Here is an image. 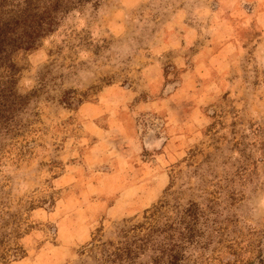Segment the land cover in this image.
<instances>
[{
    "label": "rangeland",
    "instance_id": "obj_1",
    "mask_svg": "<svg viewBox=\"0 0 264 264\" xmlns=\"http://www.w3.org/2000/svg\"><path fill=\"white\" fill-rule=\"evenodd\" d=\"M20 61L14 89L26 101L17 130L0 135L6 264H94L93 238L117 239L119 223L159 201L171 217L189 204L200 213L183 264L254 257L264 0H91ZM145 175L153 183L132 192L138 184L121 183Z\"/></svg>",
    "mask_w": 264,
    "mask_h": 264
},
{
    "label": "trees",
    "instance_id": "obj_2",
    "mask_svg": "<svg viewBox=\"0 0 264 264\" xmlns=\"http://www.w3.org/2000/svg\"><path fill=\"white\" fill-rule=\"evenodd\" d=\"M89 1L0 0V135L17 130L12 121L15 110L26 101V96L14 89L23 67L21 58L40 46L41 39L53 31L66 11ZM163 206L160 201L153 203L143 210L140 221L119 223L115 229L117 239L98 242L93 238L84 249L93 253L94 264H134L141 257L146 260L139 264H183L186 249L197 242L194 224L200 213L195 204H189L179 210V218L177 213L171 217ZM101 245L105 247L99 249ZM256 250L251 260L219 264H264L263 241ZM11 256H16V249ZM9 257L0 253V264H6Z\"/></svg>",
    "mask_w": 264,
    "mask_h": 264
},
{
    "label": "crops",
    "instance_id": "obj_3",
    "mask_svg": "<svg viewBox=\"0 0 264 264\" xmlns=\"http://www.w3.org/2000/svg\"><path fill=\"white\" fill-rule=\"evenodd\" d=\"M168 108H169V111L173 114H171L172 116H174V113L176 114V112H175V108L177 107V108H179V104H173V102H170V103H168ZM121 156H122V158L125 160V158H128L129 157V155L127 154V153H125V151H123V152H121ZM126 161V160H125ZM124 161V162H125ZM127 162H129L128 160H127ZM152 179H153V177H150V176H141V177H138V179L136 180V181H130V180H128V179H126V178H124L123 177V180H122V182L121 183H125V184H138V186L136 185V186H133V187H131L129 190H130V192H132L134 189H138L139 188V186H144L145 184L147 185V184H152L153 182H152ZM140 184V185H139ZM148 191H149V189H148ZM125 206H121V207H119L118 209H115V213L116 214H120L121 212H122V209L124 208ZM108 209H110V208H108Z\"/></svg>",
    "mask_w": 264,
    "mask_h": 264
}]
</instances>
